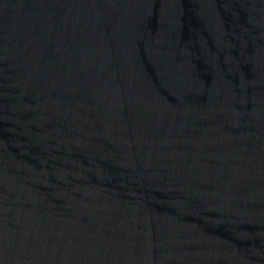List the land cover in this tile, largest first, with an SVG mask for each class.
Returning <instances> with one entry per match:
<instances>
[{"label":"water","instance_id":"1","mask_svg":"<svg viewBox=\"0 0 264 264\" xmlns=\"http://www.w3.org/2000/svg\"><path fill=\"white\" fill-rule=\"evenodd\" d=\"M0 264H264V0H0Z\"/></svg>","mask_w":264,"mask_h":264}]
</instances>
